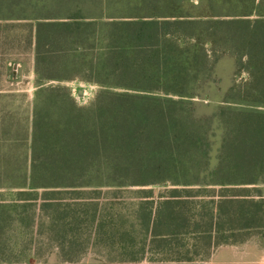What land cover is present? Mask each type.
Returning <instances> with one entry per match:
<instances>
[{"label":"trees","instance_id":"obj_1","mask_svg":"<svg viewBox=\"0 0 264 264\" xmlns=\"http://www.w3.org/2000/svg\"><path fill=\"white\" fill-rule=\"evenodd\" d=\"M87 1L41 0L39 11L26 12L23 0H0V100L14 91V69L23 65L18 55L28 50L37 88L21 186L32 191L13 194L12 205L0 201L1 254L14 258L5 242L15 224L26 233L44 220L62 244L69 233H79L76 210L51 203L62 194L54 190L156 182H184V189L178 197L160 195L156 207L152 192L145 197L151 201L143 215L150 242L139 249L141 257L147 245L169 238L184 241L193 248L185 253L196 255L201 226H207L210 254L225 244L223 220L228 233H237L242 206L255 211V189L242 187L264 184V112L238 105H264V16L193 19L182 13L188 0H99L91 15ZM243 3L256 7L255 0ZM225 57L234 60L235 73L223 94L215 67ZM75 80L104 90L81 108L66 87L45 86ZM205 96L222 98V104L206 110L182 102ZM212 185L223 189L209 191ZM91 211L98 231L97 206ZM66 253L63 261L78 260L76 250Z\"/></svg>","mask_w":264,"mask_h":264},{"label":"rangeland","instance_id":"obj_2","mask_svg":"<svg viewBox=\"0 0 264 264\" xmlns=\"http://www.w3.org/2000/svg\"><path fill=\"white\" fill-rule=\"evenodd\" d=\"M20 5L26 12L30 10H40L42 8L41 0H23ZM240 1V4H239ZM246 0H188L183 7L182 13L193 19L209 18L215 14L222 15H249V19L257 18L259 15L264 16V0H255V8L244 7ZM251 1V0H248ZM99 0H88L84 5L87 13L94 14L97 10ZM49 8L50 6L47 5ZM216 7L222 8V11H216ZM26 18H30L26 13ZM14 23L18 21H13ZM23 62L22 66L14 69L19 79L12 93H7L5 98L0 100V201L3 204L12 205L15 197L12 196L17 192H30L29 188H22L23 181L26 177V171L29 167V135L31 125V112L34 106V94L37 91L32 73L29 71L33 66V57L26 51L23 55H18ZM14 68V67H13ZM235 73V63L232 58L225 57L221 59L215 67V76L220 81L223 88L222 93L225 94L233 84ZM45 86H63L71 93L74 103L78 107H88L93 99L104 89L95 85L75 80L66 84L58 85V83H50ZM44 86V87H45ZM109 91L108 89H105ZM113 92H121L114 91ZM142 94H136L140 96ZM151 97V96H149ZM161 97L154 96L152 98ZM222 98L218 97H202L191 100L182 99V102H193L196 104L207 105L206 110H212L215 106H219ZM246 109H253L264 112V105L244 106ZM230 108L235 107L234 104L228 105ZM184 182H156L155 185H135V186H112L110 188L99 189H58L54 192H62L51 198L60 199L52 200L53 204H69L70 209L76 210L74 214L80 221L79 233H69L68 243H59L51 238L54 235L50 232L44 220H37L36 227L28 229L21 228L18 224L6 231L5 248H8L14 254L13 257H7L6 253L1 254L0 260L7 259L9 262L0 264H149L157 262L159 264H179L184 261L186 264H213L214 255L222 246L214 248L209 254L207 246L204 244L203 235L206 229L199 227L195 235L197 243L196 255L185 253L184 250H192L193 248L183 246L184 241L177 242L174 238L167 239L166 243H153L147 245V251L141 257L139 249L144 241L150 242V233L144 228L143 215L145 213L146 199L148 193H153L154 207L161 200L160 195L171 198L178 197L179 191L184 189L180 184ZM17 187L10 188V187ZM190 189L196 190L199 187L192 186ZM209 191L216 193L223 188L220 186H210ZM242 190H254L245 189ZM96 191V192H95ZM41 194L43 191H36ZM252 193V192H251ZM80 198V199H74ZM216 200V199H215ZM150 201V202H151ZM194 202H199L196 199ZM242 202V201H241ZM250 202V201H248ZM255 203V211L260 209L261 203ZM20 204V203H19ZM264 204V202H262ZM92 206H97V220L94 224L103 222V227L96 231L93 224H90V216ZM263 206V205H262ZM148 207L150 205L148 204ZM262 208V207H261ZM254 209L250 208V204L242 206L243 219L238 226L243 229L248 227L253 230L264 226V217L259 214L254 215ZM254 215V216H253ZM142 217V219H141ZM203 224L204 223H198ZM224 228L227 227L226 221L223 220ZM96 231V232H95ZM261 232V231H259ZM255 231H248L243 234V238L247 237L251 243L258 242ZM27 234V236L23 235ZM231 233L222 235V238H230ZM216 235H213L215 237ZM255 236V237H254ZM261 237V236H259ZM238 239V236L236 237ZM216 241H219L217 238ZM215 241V242H216ZM188 241H185L187 243ZM260 242V241H259ZM167 245V246H166ZM76 250L74 257H78L75 262L63 261L68 250ZM37 250V253L36 251ZM36 253V255H35ZM66 253V255H64ZM185 256V257H184ZM18 259L14 263L13 259ZM142 258V259H141ZM217 259L215 264H222ZM139 261V262H137ZM189 261V262H188ZM236 264V263H234Z\"/></svg>","mask_w":264,"mask_h":264},{"label":"crops","instance_id":"obj_3","mask_svg":"<svg viewBox=\"0 0 264 264\" xmlns=\"http://www.w3.org/2000/svg\"><path fill=\"white\" fill-rule=\"evenodd\" d=\"M255 189V197H251L253 202L256 204L261 203L260 215L264 217V184L256 185L253 187H245V189ZM247 200H250L247 198ZM263 205V206H262ZM257 211V214H259ZM256 215V212L255 214ZM237 233H231L230 238L224 236L225 244L214 255L213 264L221 257L222 264H264V226L250 230L248 227L242 228L238 226ZM224 235H227V229L224 228ZM248 231H255V236L258 238V242L251 243L247 237L243 238V234ZM261 231V232H259ZM238 236V239L236 238ZM254 236V237H255ZM261 236V237H259ZM260 241V242H259Z\"/></svg>","mask_w":264,"mask_h":264}]
</instances>
